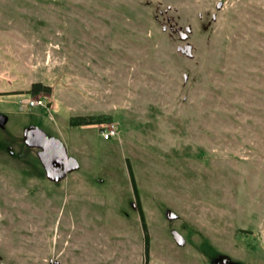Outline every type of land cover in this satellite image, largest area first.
<instances>
[{
  "label": "rangeland",
  "instance_id": "obj_1",
  "mask_svg": "<svg viewBox=\"0 0 264 264\" xmlns=\"http://www.w3.org/2000/svg\"><path fill=\"white\" fill-rule=\"evenodd\" d=\"M0 114V264H264V0H0Z\"/></svg>",
  "mask_w": 264,
  "mask_h": 264
},
{
  "label": "water",
  "instance_id": "obj_2",
  "mask_svg": "<svg viewBox=\"0 0 264 264\" xmlns=\"http://www.w3.org/2000/svg\"><path fill=\"white\" fill-rule=\"evenodd\" d=\"M222 2L218 4L217 8L222 7ZM201 17V15H200ZM213 21L216 20V15H213ZM210 25V24H208ZM192 32L191 27H186L185 32L179 31L181 40L186 41L188 39V34ZM177 51L182 55L192 59L193 55V45L186 43L185 45H178ZM189 79L188 74H184V80ZM7 122V117L0 114V127L4 128ZM24 144L37 150V157L40 160L46 177L52 182L59 183L62 179L67 177L69 174L80 170V163L74 157L68 154L67 148L63 141L55 137L39 126L30 125L24 129L23 138ZM54 161V162H53ZM59 165L61 168H59ZM96 182L103 183L97 178H94ZM165 215L168 220L174 221L178 219V216L171 210H166ZM176 243L183 247L186 245V239L178 231L173 229L171 231ZM211 264H246L238 261L232 260L227 255H217L210 256Z\"/></svg>",
  "mask_w": 264,
  "mask_h": 264
},
{
  "label": "built area",
  "instance_id": "obj_3",
  "mask_svg": "<svg viewBox=\"0 0 264 264\" xmlns=\"http://www.w3.org/2000/svg\"><path fill=\"white\" fill-rule=\"evenodd\" d=\"M24 104L27 105V106H43L44 103L41 99L39 98H31V99H28L26 101H24ZM106 134V138H109L110 136H114L115 135V131L114 130H109V132L105 133Z\"/></svg>",
  "mask_w": 264,
  "mask_h": 264
},
{
  "label": "flooded vegetation",
  "instance_id": "obj_4",
  "mask_svg": "<svg viewBox=\"0 0 264 264\" xmlns=\"http://www.w3.org/2000/svg\"><path fill=\"white\" fill-rule=\"evenodd\" d=\"M53 162H54V161H53ZM59 168H61L60 165H59ZM209 260H210L209 262H210V264H211V257H209Z\"/></svg>",
  "mask_w": 264,
  "mask_h": 264
}]
</instances>
